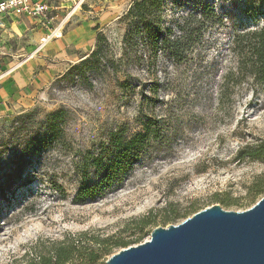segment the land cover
Segmentation results:
<instances>
[{"label":"rangeland","instance_id":"1","mask_svg":"<svg viewBox=\"0 0 264 264\" xmlns=\"http://www.w3.org/2000/svg\"><path fill=\"white\" fill-rule=\"evenodd\" d=\"M132 1L47 0L48 23L20 18L7 40L12 56L29 59L5 79L10 96L0 109V264L38 262L70 243L80 252L107 249L97 263L105 264L156 227L212 205L245 211L264 196L250 198L253 183L264 179V159L236 156L240 147L264 141V94L252 96L245 85L230 102L218 100L233 67L232 39L262 26L264 0H163L162 26L171 38L200 9L220 19L193 35L181 62L167 52L152 57L141 41L122 42L119 20ZM51 31L61 38L30 58ZM98 34L105 43L89 57ZM58 110L63 143L40 145L46 114ZM27 114L25 123L13 122ZM150 120L159 138L123 181L95 201L73 204L84 160L111 134L129 138ZM87 174L95 183L91 166ZM123 242L129 245L117 246Z\"/></svg>","mask_w":264,"mask_h":264},{"label":"trees","instance_id":"2","mask_svg":"<svg viewBox=\"0 0 264 264\" xmlns=\"http://www.w3.org/2000/svg\"><path fill=\"white\" fill-rule=\"evenodd\" d=\"M163 0H133L127 12L119 22L124 25L123 43L132 45L135 40L141 41L152 57L158 52H167L174 62H181L185 56L186 48L193 40V35H200L206 23L220 22L212 9H200L198 13L185 19L179 28L180 34L171 38L163 29ZM194 23V26H191ZM189 42V43H188ZM105 37L98 34L95 49L89 57H96L101 51ZM229 52L233 60V67L224 74L219 85V103L230 102L236 89L247 86L252 96L264 94V21L259 29L248 30L234 35ZM86 59L82 60L84 63ZM30 115L16 116L13 122L25 123ZM24 118V119H23ZM62 111L46 114L45 133L39 141L40 145H61ZM22 119L24 122H22ZM159 138L157 121H147L143 129L134 133L129 138H124L119 133L110 135L108 145L102 147L95 155H90L89 161L78 167L80 184L72 198L75 205H83L95 201L114 185L123 181L126 174L132 170L139 158L148 151ZM238 158L253 160L264 159V141L255 145H244L237 150ZM91 166L96 175V182L88 181L87 168ZM60 191V186H55ZM264 195V179L256 180L250 190V198ZM171 219L163 218L162 225ZM129 243H118L117 246L126 247ZM107 249L101 252L88 250L80 252L73 243L59 246L51 251V255L40 257L38 262L33 260L27 264H73L74 259L80 264H97L101 255H108Z\"/></svg>","mask_w":264,"mask_h":264},{"label":"water","instance_id":"3","mask_svg":"<svg viewBox=\"0 0 264 264\" xmlns=\"http://www.w3.org/2000/svg\"><path fill=\"white\" fill-rule=\"evenodd\" d=\"M105 264H264V196L245 211L212 205L149 239L112 254Z\"/></svg>","mask_w":264,"mask_h":264},{"label":"crops","instance_id":"4","mask_svg":"<svg viewBox=\"0 0 264 264\" xmlns=\"http://www.w3.org/2000/svg\"><path fill=\"white\" fill-rule=\"evenodd\" d=\"M20 18H25L28 19L31 24H35L38 26H42L44 23L43 21H41L40 19H32L29 18L27 16H15V15H6L3 18V24L2 27L0 28V109L2 108L4 109V102L6 101V98H8L10 96L9 94V90L10 87L9 85L6 84L5 79L7 78V76H9L12 72L16 71L20 64L28 61V59H26L25 61H23L22 56H12L8 51H7V46H6V42L7 40H10L13 36L14 30L17 31L18 27L17 24L20 20ZM46 35H50L51 38L46 42L45 45H41L40 41L43 37H45ZM53 36V38H52ZM61 33H55V31H51V32H44L42 34V36L39 38L38 40V48L35 51V53L30 57L33 58L35 56V54H38L40 52V50L42 48H44L47 44H49L50 42L61 38ZM9 59H12V62H9ZM22 59L21 61H17ZM23 61V62H22Z\"/></svg>","mask_w":264,"mask_h":264},{"label":"built area","instance_id":"5","mask_svg":"<svg viewBox=\"0 0 264 264\" xmlns=\"http://www.w3.org/2000/svg\"><path fill=\"white\" fill-rule=\"evenodd\" d=\"M48 11L47 0H0V28L6 15H23L48 23ZM50 38V35L43 37L40 41L41 45H45Z\"/></svg>","mask_w":264,"mask_h":264}]
</instances>
